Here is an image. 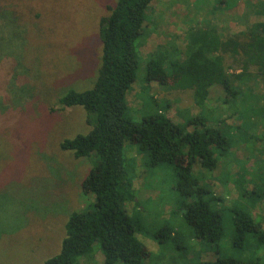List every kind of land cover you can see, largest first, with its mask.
<instances>
[{"label":"rangeland","instance_id":"rangeland-1","mask_svg":"<svg viewBox=\"0 0 264 264\" xmlns=\"http://www.w3.org/2000/svg\"><path fill=\"white\" fill-rule=\"evenodd\" d=\"M115 1L0 0V101L5 109L0 111V264H43L59 252L69 215L93 201L82 192L81 182L94 158H76L60 146L91 129L89 113L78 105L62 106L58 98L68 89L92 87L100 65V21ZM263 12L264 0H154L137 38L136 78L125 94L127 116L137 122L162 114L184 126L207 111L208 119L233 123L216 103L222 95L217 89L207 106L198 108L192 91L174 88L171 78L165 85L148 81L147 64L157 55L173 56L174 50L182 57L192 28L213 26L225 39L262 20ZM251 79L258 94L264 93L260 78ZM218 107L220 112L214 110ZM255 121L256 127L244 126L230 136L231 147L222 151L228 153L227 161L214 170L199 164L193 168L201 183L210 180L223 196L222 208L260 212L263 223L264 198L259 197L264 193V124L259 117ZM122 156L138 202L126 203L127 213L141 225L136 236L148 253L138 264L214 259L216 253L194 237L183 219L173 164L151 165L147 151L128 140ZM245 188L258 193H240ZM259 205L262 213L255 209ZM230 215L225 217L220 253L239 257L244 254L230 243ZM166 226L173 234L159 239L156 234ZM76 264L98 261L87 255Z\"/></svg>","mask_w":264,"mask_h":264},{"label":"trees","instance_id":"trees-1","mask_svg":"<svg viewBox=\"0 0 264 264\" xmlns=\"http://www.w3.org/2000/svg\"><path fill=\"white\" fill-rule=\"evenodd\" d=\"M153 1L116 0L109 6V14L100 21V65L92 87L80 92L68 89L58 98L62 106L78 105L89 113L91 129L63 140L60 146L76 158H94L95 164L81 182L82 192L91 194L93 201L69 215L59 252L43 264H76L87 255L98 264H138L146 258L145 246L136 236L142 227L126 209V203H138L122 156L127 140L147 151L151 165L173 164L176 188L183 197V219L194 237L216 253L214 259L197 264H264V220L259 219L260 212L254 215L222 208L223 196L216 193L210 180L201 183L193 168L199 164L203 169H216L220 161L229 158L222 151L231 147V135L244 126L256 127V117L264 124V93L258 94L257 86L250 82L257 75L264 85V18L225 39L213 26L192 28L186 34L182 57L174 50L173 56L157 55L147 64L148 81L165 85L171 78L174 88L192 91L198 108L207 106L217 89L222 95L217 96L216 103L233 123L208 119L207 111V115H194L184 126L162 114L136 122L126 114L125 94L136 78L137 38ZM4 110L0 101V111ZM214 110L220 112L219 107ZM236 186L239 190L238 181ZM240 193L258 192L245 188ZM259 198L263 199L264 193ZM257 208L262 213L260 205ZM228 212L231 247L244 254L239 257L220 253ZM166 227L156 234L159 239L173 234V229Z\"/></svg>","mask_w":264,"mask_h":264}]
</instances>
